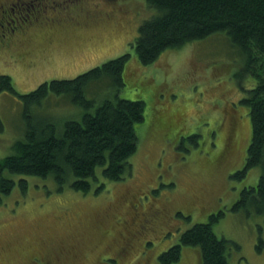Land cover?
Masks as SVG:
<instances>
[{"label": "rangeland", "instance_id": "1", "mask_svg": "<svg viewBox=\"0 0 264 264\" xmlns=\"http://www.w3.org/2000/svg\"><path fill=\"white\" fill-rule=\"evenodd\" d=\"M39 2L48 9L38 19L46 22L39 36L0 41V76H10L26 95L130 54L120 96L143 100L145 121L137 125L132 174L123 180L106 181L99 167L86 194L69 183L60 190L53 178L29 176L26 192L17 184L0 204V264H161L159 256L182 233L221 211L214 230L230 242L231 263L264 264V217L232 210L245 187L258 185L262 170L233 177L245 167L253 124L235 77L244 58L227 34L169 49L145 66L134 48L140 25L153 15L145 0ZM255 82L249 77L244 87ZM95 92L100 104L105 91ZM18 94L0 89V159L26 129ZM33 109L37 119L54 118L59 127L82 120L81 109L54 95ZM101 183L105 188L96 192ZM181 257L177 264L202 262L193 246L183 247Z\"/></svg>", "mask_w": 264, "mask_h": 264}, {"label": "trees", "instance_id": "2", "mask_svg": "<svg viewBox=\"0 0 264 264\" xmlns=\"http://www.w3.org/2000/svg\"><path fill=\"white\" fill-rule=\"evenodd\" d=\"M145 2L153 15L140 25L134 46L143 65L156 63L169 49H179L190 41H201L223 32L243 56L244 63L235 77L245 92L242 103L250 110L253 135L245 167L233 177L241 180L254 167L261 168L262 173L257 186L242 190L232 210H254L264 217V0ZM130 58V54H124L76 78L44 82L26 95L18 94L10 76H0V89L16 93L22 99L26 120L23 138L17 139L11 153L0 159V204L17 184L26 192L29 176L53 178L60 190L69 183L76 191L86 194L98 180L99 167L105 180L110 182H118L132 174L129 158L138 151L137 125L145 121L146 103L120 96L126 85L125 68ZM249 77L255 79V86L245 88L244 82ZM98 87L105 91V99L100 104L97 101L100 94L95 92ZM88 93L94 97L88 98ZM51 95L81 109L82 120H67L59 127L54 118L37 119L33 108L42 106ZM105 186L101 183L96 192ZM223 215L221 211L211 215L208 223L188 228L177 245L159 256L161 264H177L182 258L183 247L188 246L200 248L201 264H232L230 242L219 238L214 230L215 222ZM262 244L260 239L259 250Z\"/></svg>", "mask_w": 264, "mask_h": 264}, {"label": "flooded vegetation", "instance_id": "3", "mask_svg": "<svg viewBox=\"0 0 264 264\" xmlns=\"http://www.w3.org/2000/svg\"><path fill=\"white\" fill-rule=\"evenodd\" d=\"M46 10L48 9L42 5V2L38 3V0H30V2L26 0H0V41L10 43L15 39L23 41L31 38V36H39L41 32L38 29L46 22L41 24L38 19ZM46 19L49 20V18ZM35 29L38 32L34 33ZM31 33L34 34L31 35ZM46 41L49 46L54 45L55 42L48 37ZM48 263L49 261L46 262V264Z\"/></svg>", "mask_w": 264, "mask_h": 264}]
</instances>
